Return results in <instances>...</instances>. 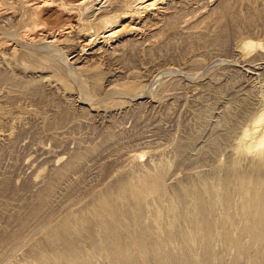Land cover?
Masks as SVG:
<instances>
[{"label":"rangeland","instance_id":"rangeland-1","mask_svg":"<svg viewBox=\"0 0 264 264\" xmlns=\"http://www.w3.org/2000/svg\"><path fill=\"white\" fill-rule=\"evenodd\" d=\"M141 11L84 48L2 0L0 264H264V0Z\"/></svg>","mask_w":264,"mask_h":264},{"label":"bare ground","instance_id":"bare-ground-1","mask_svg":"<svg viewBox=\"0 0 264 264\" xmlns=\"http://www.w3.org/2000/svg\"><path fill=\"white\" fill-rule=\"evenodd\" d=\"M20 1L24 7L32 12V17L27 23L26 30L23 34L30 36L31 39L40 37L50 39L51 43H54L59 41L60 36L65 37L66 35H71V33L76 32L78 33V38L86 41L84 48H87L88 46L94 47L99 44H108L114 35L123 30L122 20L132 18V16L138 14L137 12L141 11V9H150L154 7L157 2H163L164 0ZM119 5L120 7L124 6V9H119ZM1 10L2 0H0V11ZM133 10L136 12H133ZM242 45L245 48H253L256 45H260V43H255L254 41L246 39L242 42ZM4 47L5 46H0V52L5 49ZM263 118L264 114H260L254 119L253 125L255 134L258 132L259 125H261L260 123L263 121ZM249 132L248 129L243 137L250 135ZM251 147L264 150V128H262L261 132L252 137Z\"/></svg>","mask_w":264,"mask_h":264}]
</instances>
